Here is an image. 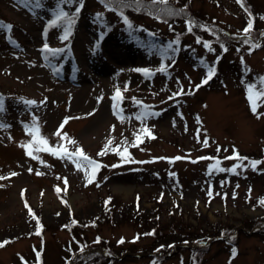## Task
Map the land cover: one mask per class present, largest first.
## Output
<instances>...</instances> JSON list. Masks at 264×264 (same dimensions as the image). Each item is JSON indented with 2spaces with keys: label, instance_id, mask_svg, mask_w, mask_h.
Wrapping results in <instances>:
<instances>
[{
  "label": "rangeland",
  "instance_id": "374dc122",
  "mask_svg": "<svg viewBox=\"0 0 264 264\" xmlns=\"http://www.w3.org/2000/svg\"><path fill=\"white\" fill-rule=\"evenodd\" d=\"M58 1L37 8L35 0H0V22L12 25V42L0 28V264H100L99 256L111 259L106 264H154L153 253L159 264H264V100H256L253 112L248 99V86L264 78V0H194L187 9L192 18L216 29L205 35L225 34L230 43L220 55L222 38L210 44L186 36L187 54L183 45L169 65L165 51L139 45L120 22L108 26L116 19L101 0H86L70 29L72 47L53 60L62 65L53 74L38 48L68 41L67 29L56 34L52 28L68 7ZM70 2L80 10L81 0ZM156 4L153 13L173 12L167 2ZM140 13L131 16L170 29L169 21ZM249 20L250 35L244 32ZM210 69L214 81L201 87ZM33 127L54 151L82 148L100 163L98 175L87 161L35 151L41 145L33 143ZM124 149L126 157L119 154ZM234 154L246 159H226ZM252 160L261 163L253 169ZM145 218L156 235L142 233ZM66 226L91 242L82 255L67 258ZM172 230L210 237L185 241L183 250L181 243L167 253L155 250L157 237ZM198 247L191 260L190 249Z\"/></svg>",
  "mask_w": 264,
  "mask_h": 264
},
{
  "label": "trees",
  "instance_id": "16d2710c",
  "mask_svg": "<svg viewBox=\"0 0 264 264\" xmlns=\"http://www.w3.org/2000/svg\"><path fill=\"white\" fill-rule=\"evenodd\" d=\"M42 1H45V0H41V2ZM48 1L53 3V4H57L59 2L58 0H48ZM66 1L68 3V7L63 12L67 13V16L62 17L59 20H57L55 18L54 20L56 21V23L52 24V28L54 29V32L56 34L62 33L65 29H67V32H68L67 33V40H68L67 43H65L62 46V48H57V49H64L65 47H68L70 49L72 47V44H71L72 35L70 34V29L73 28L74 23L77 21V19L79 20L80 16L85 13L83 6H84L86 0H81V3H80L81 8L78 12L76 11L78 6L75 5V7H73L70 0H66ZM97 1H99V0H97ZM129 1L130 0H113V2H110L109 0L99 1L100 4L104 8H106L109 13L111 12V14H113L115 16L116 20L112 24L108 23V26H112V25H115V24L120 22L119 27L121 28V30L126 32L127 34H129L131 37L135 38L139 45H142L147 49H151L152 52H156L158 55L163 54V52L165 51V53L168 54V55L164 54V59L166 60L165 65H169L168 63H172V60L177 61V59L179 58V55L181 53V49H182L183 45H185L184 50H185V54H187V52H188L187 47L188 46H187V44H184L185 43L184 38L186 36L191 35L192 37L195 38L197 43L207 41L210 44L212 43L211 39L216 41L215 40L216 38H219V39L222 38L221 42L223 44L219 46V52H220L219 54L220 55L222 52V48L226 44L230 43V38L225 34H223V35L221 34L220 37L215 35L213 32H212L213 34L209 37H207L208 35H205L206 30L216 31V29L214 27V23L211 21H207V22H205V24H201V22H196L192 18L191 14L189 13V11L187 9L190 6V4L193 3L194 0H162L164 2H162L161 0H159V1H157V0H154V1L131 0V3ZM155 2H158V4H156ZM166 2L169 4L168 8L170 6H174L172 13H169L166 16H162V15H159L157 13H153L154 11H150L155 4L162 6L163 5L162 3H166ZM119 3H122V4H119ZM137 7L142 9L140 11L141 13L139 12ZM129 11L131 12V14ZM137 12L140 14L145 13L147 16L150 15L156 21H161V22L169 21L171 23L170 29H168L167 32H164L160 28L150 27V26H147L143 23L137 22L134 19V16H131L133 13H137ZM157 12H161V11H157ZM94 19L96 22L95 25H98L100 28H102L103 33L106 34V32H107L106 30H108V29H104L105 23L102 20L101 21L97 20L96 16ZM189 29H191V30H189ZM253 32H254V28L251 27L248 34L250 35ZM11 34H12V29H10L6 32L5 36H6L7 40L12 41ZM105 34H103V35H105ZM249 35H247V36H249ZM49 50H55V49L50 48V47H48V50L44 49L43 57L45 59H49L51 61L56 60L60 51L59 52H53V51H49ZM216 62L217 63L213 64L214 69H216L215 73H217V69L220 68V66L218 64L219 61L217 60ZM212 80H213V78H209L207 84L209 82H211ZM253 86H254L256 91H260L261 89H264L263 79H259L258 83L253 85ZM245 87H247V86L245 85ZM262 100H264V97H262ZM212 155L207 154V155L203 156V158L210 159V158H212ZM89 157L92 158L91 156H89ZM35 220L37 221L38 219L35 218ZM37 223H39V222H36V224H35L36 229H37L36 231L41 233L40 225ZM145 223H147V224H144V222H139V224L144 228L142 233H144V234L145 233H148V234L152 233V234L156 235L158 230L155 231V228L151 227L152 224L149 225V222H147V218H145ZM90 225L96 226L97 224L94 221H92L90 223ZM66 227H68V228L70 227L69 232H70L71 237H72V240L69 243V247L67 248V251H68L67 258H70L72 256L71 254H73L75 252L82 255V253H84L83 251H85L86 248H88V245L91 242H88V240L85 238V236L79 237L78 235L80 233L77 234L74 231L75 230L74 226H72V227L66 226ZM42 229H43V227H42ZM208 237H210V236L204 235V234H199V233L186 234L185 232H178L177 230H172V231L166 233L165 235L157 237V240H155L154 249L167 253V252H170V250L172 249L170 246V244H172V243H183L185 241L188 242L190 240L201 241V240H206ZM97 243L98 242H95L93 244H97ZM186 248H188V247L179 246L178 250H181V249L183 250ZM200 248L201 247L190 249L191 260L197 259L196 252L198 253L200 251ZM105 249L106 250L110 249V247L108 245H106ZM150 258L152 259V263H154V264H159V262L161 261V259L158 255H151ZM110 260L111 259H108L105 256H99L96 259V261L99 262L100 264H103V263L106 264ZM28 262L31 263L30 260H28ZM28 262H26V263H28Z\"/></svg>",
  "mask_w": 264,
  "mask_h": 264
},
{
  "label": "snow or ice",
  "instance_id": "6c2138e0",
  "mask_svg": "<svg viewBox=\"0 0 264 264\" xmlns=\"http://www.w3.org/2000/svg\"><path fill=\"white\" fill-rule=\"evenodd\" d=\"M35 7H37V8L38 7H41V0H35ZM76 11L78 12L79 9L77 8ZM65 16H67V13H65L63 11H60L59 14L57 15L56 19L59 20L60 18L65 17ZM55 23H56L55 20L52 21V24H55ZM251 27H252V22H251V20H249L248 26L244 29V32L245 33H248L249 30L251 29ZM0 28H4V29L10 30L12 28V25H10V24H3L2 22H0ZM189 30H191V29H189ZM63 38L66 39L67 38V34H65V36ZM205 46L207 47V44ZM44 49L45 50H48V45L47 44L44 45ZM49 51L59 52V51H62V50L61 49H55V50H49ZM137 71H143V72H145V74H148V70L147 69H137ZM213 71L214 70H211V69L209 70V73H208L209 78L213 74ZM262 79H264V78H262ZM203 83H207V80L203 81ZM197 87H200V85H197ZM253 87H254L253 85H249L248 86V91H249L248 99H249V101H250V103L252 105V111L255 112L256 111V108H257L256 100L258 98L264 97V89H261L260 91H253ZM174 95H176V94H174ZM120 96H121V94H120L119 90H117V92H116L115 96L113 97V99L116 100V99L120 98ZM27 103L28 104H33V103H35V101H27ZM113 107H114V110H115L116 105L114 104ZM0 111H3V98H0ZM64 122L65 123L67 122V118L65 119ZM60 127L61 128L63 127V123L61 124ZM140 131L144 135L149 136L150 138H154L152 136V133L150 132L149 129L142 128ZM30 132H31V134L33 136V143L38 144V145H41V147L35 148V151H51V152H53V154H57L58 153L61 156L68 157L69 159H71L74 156L75 157H79L81 160L87 161L88 164L92 165V174L93 175L95 173L96 168L99 167V165H97L94 161H92L89 157H87L85 155V153H84V151H83L82 148L77 147L74 152H69L66 147H64V146L61 145L58 149H56L54 151L53 149H51L50 147H48V142H47L46 139H44V138H42V137H40V136L37 135V132H38V129L37 128L33 127L30 130ZM55 135L61 136V133H60L59 129L57 130V132L55 133ZM61 138L62 139H67L66 134H64V136H62ZM136 142L137 143L141 142V136L139 134L136 135ZM69 143H73L74 144L75 141H71L70 140ZM111 143H112L111 140H109L108 143L105 145V149H107ZM205 143H207L206 140H205ZM25 147L28 148L27 154L29 156L33 155L32 144L30 143L29 145H26ZM103 154H105L104 151H101L100 153H98V155H103ZM119 154L121 156L126 157L127 156V149H124V151L120 152ZM233 158H235V159H246V158H243V157H239L238 154H234L233 157H226V159H233ZM176 159H180V157H177ZM260 163H261V161L252 160V161H250L249 166H251L253 169H255L256 165H258ZM77 166L79 167V164ZM235 168H236V166H234L231 169H228V171L234 172L235 171ZM219 170L220 171H224V169H219ZM37 174H40V173H37ZM12 175H16V173H13ZM89 182H91V176H89ZM260 203L261 204H264V199H262L260 201ZM120 242H123V241H120ZM0 246H2V245H0ZM235 254H236V250L233 249V255H235Z\"/></svg>",
  "mask_w": 264,
  "mask_h": 264
},
{
  "label": "water",
  "instance_id": "95a60500",
  "mask_svg": "<svg viewBox=\"0 0 264 264\" xmlns=\"http://www.w3.org/2000/svg\"><path fill=\"white\" fill-rule=\"evenodd\" d=\"M260 227V226H258ZM257 228V227H256ZM181 246H188L187 244H180ZM135 256H138V254H134Z\"/></svg>",
  "mask_w": 264,
  "mask_h": 264
}]
</instances>
